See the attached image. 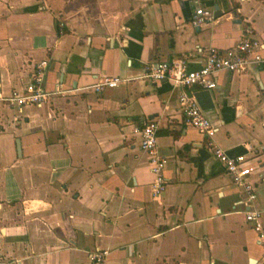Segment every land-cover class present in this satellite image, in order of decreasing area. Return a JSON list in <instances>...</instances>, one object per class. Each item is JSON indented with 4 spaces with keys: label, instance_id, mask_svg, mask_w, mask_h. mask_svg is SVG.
<instances>
[{
    "label": "crops",
    "instance_id": "obj_1",
    "mask_svg": "<svg viewBox=\"0 0 264 264\" xmlns=\"http://www.w3.org/2000/svg\"><path fill=\"white\" fill-rule=\"evenodd\" d=\"M197 7L213 20L192 26ZM246 28L264 43V0H0V92L24 87L44 59L45 89L64 92L20 116L0 104V264H91L97 249L105 264H264L239 190L181 123L178 90L142 79L183 56L197 69L199 49L231 48ZM106 78L123 82L87 89ZM215 82L193 96L215 143L252 157L264 209V63ZM146 120L167 160L157 198L134 133Z\"/></svg>",
    "mask_w": 264,
    "mask_h": 264
},
{
    "label": "built area",
    "instance_id": "obj_2",
    "mask_svg": "<svg viewBox=\"0 0 264 264\" xmlns=\"http://www.w3.org/2000/svg\"><path fill=\"white\" fill-rule=\"evenodd\" d=\"M212 20L213 12L211 10L197 7L190 22L194 27H202ZM250 32V29L246 28L241 39L231 48L225 50L208 48L204 52L199 49L203 63L197 69H189L188 59L183 56L170 63L161 62L150 67L142 79L152 84L166 82L178 90L177 99L182 115L181 123L207 139L211 155L223 167L231 184L240 192L241 196L235 206H240L239 213H242L244 220L251 224V228L256 234L257 243L264 251V226L262 223L264 209L254 206L257 200V189L251 179L257 173V169L251 165L252 157L228 154L215 143L214 137L218 129L210 122L193 96V89H215V78L220 72L239 74L245 72L250 65L264 63V58L261 55V52L264 51V43L253 37ZM48 67L46 59L35 63L24 87L13 89L6 96L0 92V104L7 105L20 116L25 108H41L52 97L64 94L60 88L54 92H48L45 89ZM122 82L123 79L120 78H106L87 89L95 94H101L105 89L116 88ZM157 130L158 122L156 120H146L138 129L134 130L139 139V149L147 156L150 172L153 175L150 189L155 198L165 191L167 185L164 176L167 160L158 151ZM107 256V250L97 249L89 254V259L91 264H105Z\"/></svg>",
    "mask_w": 264,
    "mask_h": 264
},
{
    "label": "water",
    "instance_id": "obj_3",
    "mask_svg": "<svg viewBox=\"0 0 264 264\" xmlns=\"http://www.w3.org/2000/svg\"><path fill=\"white\" fill-rule=\"evenodd\" d=\"M16 148H17V153L20 156V147H19V141H16Z\"/></svg>",
    "mask_w": 264,
    "mask_h": 264
},
{
    "label": "trees",
    "instance_id": "obj_4",
    "mask_svg": "<svg viewBox=\"0 0 264 264\" xmlns=\"http://www.w3.org/2000/svg\"><path fill=\"white\" fill-rule=\"evenodd\" d=\"M56 29L58 30V27H56Z\"/></svg>",
    "mask_w": 264,
    "mask_h": 264
}]
</instances>
